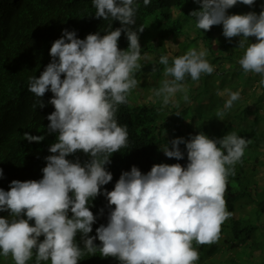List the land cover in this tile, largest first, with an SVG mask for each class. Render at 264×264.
Masks as SVG:
<instances>
[{
	"label": "trees",
	"instance_id": "16d2710c",
	"mask_svg": "<svg viewBox=\"0 0 264 264\" xmlns=\"http://www.w3.org/2000/svg\"><path fill=\"white\" fill-rule=\"evenodd\" d=\"M233 1L232 11L252 12L264 2ZM223 4L0 0V217L28 208L53 264H183L188 239L195 264L223 246L233 250L223 264H248L255 251L251 264H264V49L207 25ZM149 22L194 31L210 59L183 129L160 100L136 102L129 89L127 54L140 56L134 44ZM201 168L213 192L198 197L187 187ZM209 202L222 218L190 210Z\"/></svg>",
	"mask_w": 264,
	"mask_h": 264
},
{
	"label": "rangeland",
	"instance_id": "374dc122",
	"mask_svg": "<svg viewBox=\"0 0 264 264\" xmlns=\"http://www.w3.org/2000/svg\"><path fill=\"white\" fill-rule=\"evenodd\" d=\"M223 2L215 20L212 22L209 19L207 25L216 28L223 35L224 40L231 43L236 41L237 44H259V47L264 49V2L260 3V7L258 6L253 12L245 9L232 11L230 5H234V1L223 0ZM196 11L193 10L192 13ZM169 12L172 13L173 10ZM181 12L177 13L183 16ZM195 36L194 31L178 36L161 32L156 25L149 22L144 36L134 44V48L139 50V58H134L131 51L127 54V72H129L130 89L135 101L147 103L160 100L172 113L168 119L173 121V125L182 129L191 121L192 112L189 109L194 104L192 99L198 94L199 81L195 79V76L200 75L203 67L210 62L207 53L200 45L204 43L201 40L194 41ZM157 55L161 59L157 58ZM159 62H162L159 66L163 68L162 74L154 80L156 73L149 70L155 68ZM252 67L260 68L256 63ZM253 75L262 78L257 73ZM248 88L251 91L253 89ZM251 91L247 92L251 93ZM199 92L205 97L206 91L199 90ZM202 96L197 98V105H202L200 104V101H203ZM226 96L231 97L229 93ZM184 110L185 114L180 117ZM262 125H264V117ZM259 172V187L263 190L264 167H260ZM168 179L173 186L174 176L169 175ZM206 186L207 184L203 186L200 182L195 188L200 191ZM195 188L193 186V189ZM247 207L250 208L251 205ZM211 209L212 212L210 210L208 212L212 219L222 218L223 209L212 204ZM200 216L204 220L209 219L207 214H200ZM43 237L41 228L28 208L23 210L21 206L14 205L5 210L0 217L1 264H53L49 258V248L42 243ZM224 240L225 236L219 238V243L222 244ZM222 249V253L217 255L212 263L206 264H223L231 250L224 246ZM196 250L197 247L191 246L189 241L186 243L183 264H195L196 261H193L190 254ZM259 254V251H255L250 259L255 261Z\"/></svg>",
	"mask_w": 264,
	"mask_h": 264
},
{
	"label": "clouds",
	"instance_id": "9594fccd",
	"mask_svg": "<svg viewBox=\"0 0 264 264\" xmlns=\"http://www.w3.org/2000/svg\"><path fill=\"white\" fill-rule=\"evenodd\" d=\"M134 56V55H133ZM157 57H160V56H158L157 55ZM134 58H139V57H135L134 56ZM160 63H162V62H160ZM127 69H128V63H127ZM128 74H129V72H128ZM128 84H129V89H130V85H131V81H130V79L128 80ZM131 90V89H130ZM131 94H133L132 93V91H131ZM148 103V102H147ZM163 103V102H162ZM163 107H164V109H165V111H164V115H166L165 117H169V116H171L172 114H171V112L166 108V106L163 104ZM187 125H189V124H187ZM190 133H188L187 134V136H188V140H190L191 138H192V135H189ZM174 150V149H173ZM194 151H189V153H188V155L189 156H194ZM173 154H172V151L171 152H169L168 150H167V148H164V147H162L161 149H160V151H159V153H158V156H160V160H167V159H169L171 156H172ZM259 169V168H258ZM203 170H205L204 168H201V169H199V170H197L196 172H195V174H194V179H193V181H191L190 182V184L188 185V190L189 191H192L193 193H195L196 194V196H200L201 194H206V193H210V192H213V190H211V188H210V186L211 185H209V176L208 175H205V176H202L201 175V172L203 171ZM166 175H167V178H168V176L169 175H171V174H169V171H167L166 172ZM169 180V179H168ZM200 182H202L203 183V186L204 185H206L207 184V186L205 187V188H203V189H201L200 191H197L196 190V186L200 183ZM194 186V188L195 189H193V186ZM190 186H191V189H190ZM211 190V191H210ZM207 203V202H206ZM211 204L212 205H216L217 206V204H214L213 202H209V205H208V207H204V209H203V212H197V210H196V208H194L195 206H193V207H190V210L192 211H194L193 212V214H194V216L195 217H197V218H199V219H201V220H203V221H208V220H210V219H212L211 218V215H210V213L208 212V210H210V212H212V209H211ZM217 207H219V206H217ZM222 209V208H221ZM200 214H202V215H204V214H207V216H208V220H204V219H202V217L200 216ZM36 222V221H35ZM201 236H203V237H206L205 235H204V233H202V234H199L198 236H196V237H201ZM197 239H199V240H201L200 238H197ZM190 239H188L186 242H188ZM219 241V240H218ZM214 241H211L210 243H213ZM217 244V243H216ZM210 245V244H209ZM223 250V249H222ZM233 251V250H232ZM231 251V252H232ZM231 252H230V255H231ZM235 252V251H234ZM222 253V251L219 253V254H221ZM218 254V255H219ZM230 255H228V258H229V256ZM228 258H227V260H228ZM226 260V261H227ZM251 261H252V259H250V263H248V264H251Z\"/></svg>",
	"mask_w": 264,
	"mask_h": 264
}]
</instances>
